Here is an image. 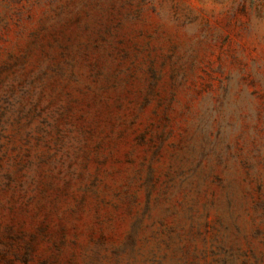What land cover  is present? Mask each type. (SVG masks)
<instances>
[{"label":"rangeland","instance_id":"374dc122","mask_svg":"<svg viewBox=\"0 0 264 264\" xmlns=\"http://www.w3.org/2000/svg\"><path fill=\"white\" fill-rule=\"evenodd\" d=\"M263 201L264 0H0V264L262 254Z\"/></svg>","mask_w":264,"mask_h":264},{"label":"trees","instance_id":"16d2710c","mask_svg":"<svg viewBox=\"0 0 264 264\" xmlns=\"http://www.w3.org/2000/svg\"><path fill=\"white\" fill-rule=\"evenodd\" d=\"M257 208L262 210L264 217V201L259 203ZM193 218L194 216L191 217L192 222L187 231L188 243H183L181 239L178 241L180 243L178 251L181 256L178 257L177 264H264V253L257 254L252 248L244 251L237 246L235 240L229 244L223 242V231L230 230V227L224 225L222 221L217 222L218 226L197 225ZM171 233L170 230L168 239L163 238L162 242L169 245L173 238ZM261 234L262 232L259 231L257 236ZM198 240L201 243L200 248L194 244ZM129 248H134L132 241ZM152 254V258L147 260L149 264H163L166 257L159 259L156 252H152Z\"/></svg>","mask_w":264,"mask_h":264}]
</instances>
